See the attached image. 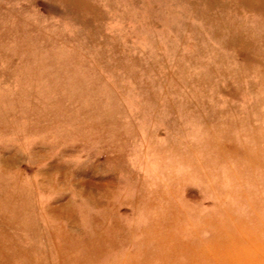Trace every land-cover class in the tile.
<instances>
[{"label":"rangeland","instance_id":"obj_1","mask_svg":"<svg viewBox=\"0 0 264 264\" xmlns=\"http://www.w3.org/2000/svg\"><path fill=\"white\" fill-rule=\"evenodd\" d=\"M0 264H264V0H0Z\"/></svg>","mask_w":264,"mask_h":264}]
</instances>
